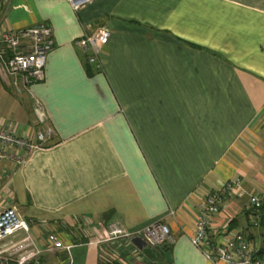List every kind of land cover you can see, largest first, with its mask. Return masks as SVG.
Instances as JSON below:
<instances>
[{"label": "crops", "instance_id": "1", "mask_svg": "<svg viewBox=\"0 0 264 264\" xmlns=\"http://www.w3.org/2000/svg\"><path fill=\"white\" fill-rule=\"evenodd\" d=\"M0 21H44L54 37L30 92L15 99L0 85L9 103L0 120L33 136L52 129L21 163L0 160V207L14 205L43 248L49 230L70 244L37 263L98 264L107 223L134 231L162 219L171 260L127 242L133 255L120 264H228L190 234L200 201L235 179L242 193L225 199L209 231L220 240L239 229L264 253V208L258 225L246 208L249 193L264 194V0H93L78 10L67 0H0ZM102 24L110 35L89 75L75 39Z\"/></svg>", "mask_w": 264, "mask_h": 264}, {"label": "built area", "instance_id": "2", "mask_svg": "<svg viewBox=\"0 0 264 264\" xmlns=\"http://www.w3.org/2000/svg\"><path fill=\"white\" fill-rule=\"evenodd\" d=\"M72 9L78 10L93 0H67ZM110 35V28L97 25L85 30L75 39L82 47L85 59L96 67L101 65L100 53ZM54 45L52 27L49 23L38 21L34 24L15 28L0 21V78L16 94L30 92V85L44 77V66L48 52ZM33 111L37 122L45 121L41 101L34 97ZM52 129L46 126L33 136L19 132L18 123L11 118L0 120V160L9 159L21 163L33 150L42 145L51 135ZM1 186V181H0ZM241 182L228 180L212 188L199 203V209L190 234L191 242L210 260L228 264H264V253L253 246L247 235L239 229H227L220 240L212 237L209 227L211 216L223 205L226 198L242 193ZM262 199L256 193H249L246 202L247 216L253 225L259 223ZM104 250L99 255L98 264H106L109 255L111 264L122 263V255H133L127 242L140 235L147 245L160 247L173 240L168 224L155 219L138 230H128L115 222L107 223ZM19 237L15 238L17 235ZM217 231L215 236L218 235ZM121 241L117 246L112 242ZM125 241V243H122ZM44 248L38 243L37 236L31 231L27 219L14 206L5 204L0 207V264H26L38 261L43 250L68 249L66 244L53 230L45 235ZM134 244V243H133ZM137 250L139 249L136 246ZM140 250V249H139ZM113 255V256H112ZM138 256H135L137 259ZM138 260V259H137ZM70 261V259H69ZM138 264V263H137Z\"/></svg>", "mask_w": 264, "mask_h": 264}, {"label": "rangeland", "instance_id": "3", "mask_svg": "<svg viewBox=\"0 0 264 264\" xmlns=\"http://www.w3.org/2000/svg\"><path fill=\"white\" fill-rule=\"evenodd\" d=\"M0 85H2V87H4V89H6V91L5 90H3L4 91V93L8 96V95H10V97H13V98H17L18 99V97H21V96H23L24 97V94L25 93H22V94H16L15 92H13V90L10 88V86H8V85H6V84H4V82L1 80V78H0ZM9 91V92H8ZM8 105H9V103L7 102V100H6V97L5 96H0V116L1 115H5V110L6 109H9V107H8ZM7 117H9V116H7ZM6 117V118H7ZM10 118V117H9ZM11 119H13V118H11ZM45 122V121H44ZM20 236V234L19 235H17L15 238H17V237H19Z\"/></svg>", "mask_w": 264, "mask_h": 264}, {"label": "water", "instance_id": "4", "mask_svg": "<svg viewBox=\"0 0 264 264\" xmlns=\"http://www.w3.org/2000/svg\"><path fill=\"white\" fill-rule=\"evenodd\" d=\"M131 240L143 253L152 257L155 256V254L152 252V246L147 245L146 241L142 238V236H134ZM164 255L168 261L171 260L170 252L168 250L164 252Z\"/></svg>", "mask_w": 264, "mask_h": 264}, {"label": "trees", "instance_id": "5", "mask_svg": "<svg viewBox=\"0 0 264 264\" xmlns=\"http://www.w3.org/2000/svg\"><path fill=\"white\" fill-rule=\"evenodd\" d=\"M84 65H85V68H86L87 73H88L89 75H91V74L94 72V69H93V67H92V64H91V63H88V62L86 61V59H85V60H84ZM261 199H262V203H261V207H260V209H263V208H264V194H263V196L261 197ZM261 222H262V219H261ZM159 248H160L161 254H164L165 251L170 250V245H163V246H160ZM169 263H170V262H169ZM26 264H39V263H37V262L31 260V261H29V262L26 263Z\"/></svg>", "mask_w": 264, "mask_h": 264}]
</instances>
